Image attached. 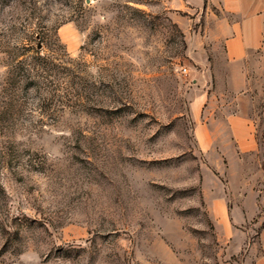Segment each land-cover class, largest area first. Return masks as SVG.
Wrapping results in <instances>:
<instances>
[{
	"label": "rangeland",
	"instance_id": "374dc122",
	"mask_svg": "<svg viewBox=\"0 0 264 264\" xmlns=\"http://www.w3.org/2000/svg\"><path fill=\"white\" fill-rule=\"evenodd\" d=\"M178 1L0 0V264H250L264 207L229 254L243 178L223 122L199 141Z\"/></svg>",
	"mask_w": 264,
	"mask_h": 264
},
{
	"label": "crops",
	"instance_id": "0c3cea01",
	"mask_svg": "<svg viewBox=\"0 0 264 264\" xmlns=\"http://www.w3.org/2000/svg\"><path fill=\"white\" fill-rule=\"evenodd\" d=\"M177 4L201 17L194 29L182 21L188 56L195 65L194 81L201 87L192 99L191 111L202 135L199 141L214 143V133L205 136L204 128L223 122L227 140L220 150L228 160V174L243 178L230 183L226 193L219 189L210 201L213 208L229 203L232 243L238 242L237 247L228 248L233 254L247 238L236 226L251 221L264 207V157L259 153L264 145V0H184ZM197 19L198 14L192 20ZM218 103L228 108L221 120L214 118L212 107ZM213 216L225 224L226 215ZM245 256L250 264H264V222L257 244H249Z\"/></svg>",
	"mask_w": 264,
	"mask_h": 264
},
{
	"label": "built area",
	"instance_id": "2783aa9c",
	"mask_svg": "<svg viewBox=\"0 0 264 264\" xmlns=\"http://www.w3.org/2000/svg\"><path fill=\"white\" fill-rule=\"evenodd\" d=\"M187 70H186V67H182V72H186Z\"/></svg>",
	"mask_w": 264,
	"mask_h": 264
}]
</instances>
